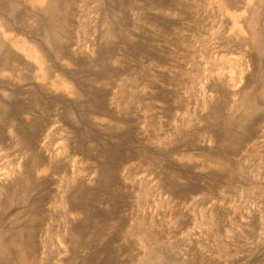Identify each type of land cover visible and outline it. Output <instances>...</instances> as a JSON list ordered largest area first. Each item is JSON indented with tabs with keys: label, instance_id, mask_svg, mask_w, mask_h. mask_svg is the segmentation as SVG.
Masks as SVG:
<instances>
[{
	"label": "rangeland",
	"instance_id": "obj_1",
	"mask_svg": "<svg viewBox=\"0 0 264 264\" xmlns=\"http://www.w3.org/2000/svg\"><path fill=\"white\" fill-rule=\"evenodd\" d=\"M0 264H264V0H0Z\"/></svg>",
	"mask_w": 264,
	"mask_h": 264
}]
</instances>
